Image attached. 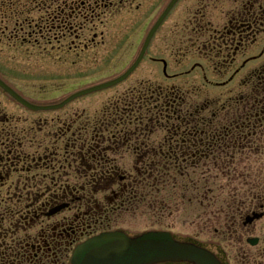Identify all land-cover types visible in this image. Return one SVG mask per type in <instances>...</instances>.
<instances>
[{"label":"flooded vegetation","instance_id":"af4514ba","mask_svg":"<svg viewBox=\"0 0 264 264\" xmlns=\"http://www.w3.org/2000/svg\"><path fill=\"white\" fill-rule=\"evenodd\" d=\"M49 2L48 17L36 23L47 30L41 36L49 41L50 56L118 72L134 51L140 27L119 21L111 33L68 37L73 35L70 22L83 15L82 8L115 16L123 0ZM211 8L220 16L211 17ZM94 24L105 26L101 19ZM162 25L144 55L162 77L152 74L117 96L114 90L99 104L84 102L99 106L60 114L24 116L0 106V264H69L76 245L106 231L167 232L209 251L221 264H264V0H202L181 25L178 54L197 52L211 67L208 84L221 88L202 99L201 85L185 90L170 83L169 39L159 54L153 53ZM87 72L71 73L80 80L48 88L44 79L23 81L27 88L46 89L33 97L36 102L27 101L59 104L105 82L88 83ZM82 83L90 85L78 89ZM58 93L65 95L54 103L38 102ZM0 94L9 96L2 89ZM193 95L198 97L190 102ZM125 157L131 171L121 173L119 161ZM196 169H208L211 181L217 170L223 172L226 185L200 186L201 178L191 177ZM124 215L131 224L127 228L119 226Z\"/></svg>","mask_w":264,"mask_h":264},{"label":"rangeland","instance_id":"374dc122","mask_svg":"<svg viewBox=\"0 0 264 264\" xmlns=\"http://www.w3.org/2000/svg\"><path fill=\"white\" fill-rule=\"evenodd\" d=\"M169 1L170 0H123L121 10L119 13H116L115 16L114 14L113 16L109 14H106L105 16L104 14H100L97 16L99 11L98 9H94L95 11H92L93 9H89L88 6L82 8L83 15L79 16L77 20L73 19L72 22H70L73 23V27L69 32L73 35L68 38L76 39L77 35L81 32L94 33L104 30L107 33H111L113 32V25L119 21L130 23L133 25L132 27L134 29H138L139 27L141 28L140 34L138 36L136 35L137 41L134 51L123 63H121L120 68L117 70L118 72H116V70L104 72L91 70V67L89 66L85 68L87 65L75 66L70 62H60V60H62L61 58L50 56L48 52L50 50L49 41L41 36V33L45 34L47 31L43 30V27L37 28L35 25L39 18H46L48 5L50 3L49 0H0V73L6 79L5 80L3 78L8 82V84H11L12 82L15 83L16 87H14V84H11V86L16 90L19 89L20 93L22 92L21 94L24 95L26 99L33 100L35 102L37 100L33 97L38 99V96L46 91L45 88H48L49 86L51 87V83L72 82L76 81V78L80 80L81 77L78 75L77 77H73V75H70L71 73L78 74L79 71H89L87 72V76H92V78L88 81V83L91 82L90 84L114 78L118 73L128 67L137 57L149 29ZM42 2L47 3V5ZM201 2L202 0L178 1L168 14L161 30L158 32L155 40L153 41L152 51L154 54H159L162 50L164 41L169 39L170 52L168 53V56H166L167 59L165 60L168 63V74L173 76L169 78L170 83H179L185 87V90H187V85L197 83V85H201L202 88L200 90L201 93L198 95L199 98L202 99L205 95H211L213 92L216 93L221 91V88H216L215 86L212 87L209 84H207L208 87L203 88L205 80L211 79V67L209 68L208 61L203 59V57L201 58V56L199 57L197 52L192 51L187 55L181 56L178 54L177 49L179 38L183 35L181 32V25L187 23V21L194 16L196 8L199 7ZM130 5L132 6L130 7ZM123 7H125V9H123ZM110 13H112V10ZM210 15L211 17L220 16L218 10L214 11L213 8L210 9ZM99 19H101L105 24L104 27L103 25H92V23L99 21ZM81 26L84 27L82 30L80 29ZM76 29H79V32H77ZM65 32L67 33V31ZM132 32H134V30ZM69 41L70 40L68 39L67 43H69ZM155 66H157V64L153 63L148 58L145 60L143 59L139 67L132 72V74L123 83L116 85L115 88L98 93L99 95L97 96L96 94L92 95L88 97L90 99L80 101L83 102L82 104H80V102H76L77 104H69L61 110L58 109L46 112L60 114L78 107L86 106L88 108H93L94 106H99L88 103L95 102L96 104H99L104 97L114 94V90H116L117 96L127 89L132 83L136 81L138 82V80L148 79V76L152 74H157L159 77H162L164 74L162 71L160 72L159 68L154 69ZM1 74L0 77H2ZM43 79L47 82L45 84V88H27L30 86L24 85V82L29 84ZM90 84L82 83L77 88L79 89ZM64 95L65 94L62 95L61 93H58L50 98H39L40 101L38 102L45 104L54 103ZM198 96H191L190 102H193V100ZM0 106H3L5 111L13 114L23 112V115L26 116L28 112H31L25 109L23 110L21 105L4 94H0ZM50 116H52V114L43 115V117ZM119 163L121 165V173L124 171H131L130 158L125 157L122 161H119ZM201 172V169H196L193 170V173L191 174V177L194 178V180L201 178V182L199 184L200 186L203 185V180L205 183L203 186H207L204 188H209L213 184H215L216 187L222 185L223 188L226 185V180H224L222 176H217L216 179L211 181L207 179L206 174L201 176ZM203 176H205L206 179H203ZM211 176H213V172H211ZM223 191L226 192L225 189H221L218 192ZM119 222V226H121V228H127L128 225H131L128 217H125V215Z\"/></svg>","mask_w":264,"mask_h":264},{"label":"water","instance_id":"95a60500","mask_svg":"<svg viewBox=\"0 0 264 264\" xmlns=\"http://www.w3.org/2000/svg\"><path fill=\"white\" fill-rule=\"evenodd\" d=\"M176 1L172 0L169 3L161 18L168 13ZM151 34H149V37ZM136 63L116 80L84 90L75 96H80L118 83L131 72ZM0 84L20 102L27 104L4 84L1 82ZM168 260H185L193 264H220L206 250L193 245L176 242L164 232H148L133 238L120 232L100 234L76 248L72 256L71 264H155Z\"/></svg>","mask_w":264,"mask_h":264},{"label":"trees","instance_id":"16d2710c","mask_svg":"<svg viewBox=\"0 0 264 264\" xmlns=\"http://www.w3.org/2000/svg\"><path fill=\"white\" fill-rule=\"evenodd\" d=\"M12 210H14V207L10 206L9 211H12Z\"/></svg>","mask_w":264,"mask_h":264}]
</instances>
